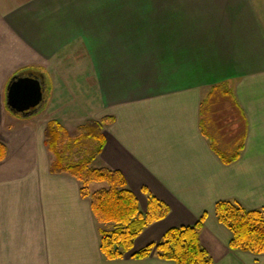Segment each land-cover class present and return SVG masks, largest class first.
<instances>
[{"label": "crops", "instance_id": "0c3cea01", "mask_svg": "<svg viewBox=\"0 0 264 264\" xmlns=\"http://www.w3.org/2000/svg\"><path fill=\"white\" fill-rule=\"evenodd\" d=\"M24 74L44 97L27 116L6 105ZM103 116L113 120L91 166L119 171L141 211L148 194L170 209L112 260L80 182L50 172L44 142L51 119L74 137ZM0 142V264H174L131 255L204 212L212 264H264L230 248L214 210L219 200L264 209V0H0ZM240 143L224 164L216 150Z\"/></svg>", "mask_w": 264, "mask_h": 264}, {"label": "trees", "instance_id": "16d2710c", "mask_svg": "<svg viewBox=\"0 0 264 264\" xmlns=\"http://www.w3.org/2000/svg\"><path fill=\"white\" fill-rule=\"evenodd\" d=\"M111 116L89 118L76 128L77 135L70 137L65 127L55 119L46 123L44 142L52 153L51 173H68L80 182V194L89 198L92 214L100 224V251L109 259L123 258L133 247L134 239L153 222L165 218L169 213L166 203L152 194L147 196V207L141 211L137 197L127 187L124 176L106 167L95 168L92 161L100 154L104 145L103 129L111 124ZM81 143L90 151L80 154L75 148ZM244 144H238L231 152L216 150L224 164L236 161ZM6 146L0 142V160L5 157ZM91 182H105L106 186L93 192ZM215 214L232 236L229 246L233 250L264 254V209H250L236 200H219L215 203ZM207 213H202L192 225L174 226L167 229L157 243L149 244L134 252L131 257L142 259L153 250L158 258L174 264H212V259L201 246L199 235ZM112 224V229H105Z\"/></svg>", "mask_w": 264, "mask_h": 264}, {"label": "water", "instance_id": "95a60500", "mask_svg": "<svg viewBox=\"0 0 264 264\" xmlns=\"http://www.w3.org/2000/svg\"><path fill=\"white\" fill-rule=\"evenodd\" d=\"M43 98L42 84L36 75H15L8 83L6 105L15 113L32 114L42 104Z\"/></svg>", "mask_w": 264, "mask_h": 264}, {"label": "rangeland", "instance_id": "374dc122", "mask_svg": "<svg viewBox=\"0 0 264 264\" xmlns=\"http://www.w3.org/2000/svg\"><path fill=\"white\" fill-rule=\"evenodd\" d=\"M80 95L81 96L83 95L82 97H84V94L81 93ZM77 97H78L77 100L78 99H81L80 96H77ZM73 104L74 105H79V103L76 100L73 102ZM75 148L78 149V151H79L80 154H87L90 151V149L88 148V145H86L85 143H81L78 146H76ZM102 185H104L102 182H95V183H93L90 186V191H95L98 188H100Z\"/></svg>", "mask_w": 264, "mask_h": 264}]
</instances>
